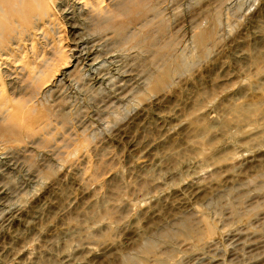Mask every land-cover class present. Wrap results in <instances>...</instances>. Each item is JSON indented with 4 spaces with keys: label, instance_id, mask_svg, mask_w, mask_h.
I'll use <instances>...</instances> for the list:
<instances>
[{
    "label": "rangeland",
    "instance_id": "374dc122",
    "mask_svg": "<svg viewBox=\"0 0 264 264\" xmlns=\"http://www.w3.org/2000/svg\"><path fill=\"white\" fill-rule=\"evenodd\" d=\"M51 1L0 0V264H264V0Z\"/></svg>",
    "mask_w": 264,
    "mask_h": 264
},
{
    "label": "bare ground",
    "instance_id": "6f19581e",
    "mask_svg": "<svg viewBox=\"0 0 264 264\" xmlns=\"http://www.w3.org/2000/svg\"><path fill=\"white\" fill-rule=\"evenodd\" d=\"M49 1L52 3L51 0H49ZM37 9H38V7H37ZM14 25H16V28H18V23H14ZM16 28H15V29H16ZM0 58H2V57H1V54H0ZM1 60H3V58H2Z\"/></svg>",
    "mask_w": 264,
    "mask_h": 264
}]
</instances>
